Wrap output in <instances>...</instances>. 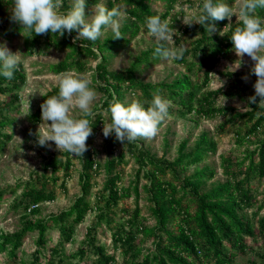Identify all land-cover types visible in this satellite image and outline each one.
<instances>
[{
  "label": "trees",
  "instance_id": "1",
  "mask_svg": "<svg viewBox=\"0 0 264 264\" xmlns=\"http://www.w3.org/2000/svg\"><path fill=\"white\" fill-rule=\"evenodd\" d=\"M97 1L86 0V7ZM155 1L164 3L165 10L160 14L153 10L152 3ZM178 1L110 0L108 8L117 4L123 5L132 21L120 30L122 38L116 39L112 33L102 43L93 44L88 40L74 43L73 40L77 35L75 31L71 34L65 32L63 37L51 32L43 35L30 33L10 19L14 0H0V34L18 36L26 33L25 48L28 53L45 52L52 47L69 49L68 55L63 60L50 66L51 71L56 74L69 70L85 73L93 69L91 86L103 94L102 106L106 109L114 99L123 103L126 93L132 92L145 107L148 106L146 102H150L155 95L171 100L173 104L179 105L176 112L180 117H186L192 112L207 118L226 114L234 108L216 106L217 97L223 92L222 89L200 91L208 86L209 73L217 66L220 59L226 57L233 49L230 36L235 27L241 26L238 21L232 22L225 28L224 36L219 35V32L229 24L228 19L214 22L217 31L211 35L200 24L194 22L191 26L186 25L182 32L199 33V36L194 40L192 48H186L182 59L173 60L182 65L185 72L172 82L146 83L137 74L142 65H149L162 59L154 54L156 44L139 54L128 68L119 71L109 68L107 53L126 47L142 28L147 30L146 20L149 16L158 15L162 20L167 19L172 15ZM222 2L234 7L236 0H222ZM70 8V0H63L61 10L66 13ZM256 15L264 19V9H257ZM172 18L176 19L175 16ZM175 40L176 46H179L180 39L176 36ZM100 56L96 66L92 67L90 63ZM201 75L204 77L201 82L192 78ZM25 82L26 72L22 63L19 70L14 72L13 79L7 80L0 75V136L6 139L12 136L4 134L2 130L13 121L11 118L13 110L20 100L18 92ZM240 82L246 84L245 80ZM58 91V86L52 88L43 96L42 103L48 96L57 95ZM223 93L228 96L237 94L233 88ZM258 103L257 97V103H249L246 112H235L234 118H229L220 125V128H223L226 123L238 118L244 119L248 124L251 123L245 132L238 131L237 141L240 145L244 144L248 137L259 135L260 130H264V108L258 107ZM172 105L169 108V115L174 114ZM38 110L41 113L40 107ZM38 117L39 114H36L33 118L38 120ZM89 119L92 121L93 135L86 141L88 150L83 156L75 157L67 152L63 155H51L44 162L41 174L27 182L23 192L14 201V209H23V225L19 230L0 235V251H7L14 262L19 258L18 251L27 234L37 232L36 250L30 264H41L40 255L45 254L44 251L47 250V243L51 238L48 233L51 228L58 229L60 236L57 243L48 249L51 256L49 264H55L56 257H59L60 263L64 262V257L68 256L65 244L73 241L76 225L83 222L92 210L89 199L91 179L94 171L102 166L105 168L107 178L100 190L98 200H103L104 203L99 207L96 221L88 228L83 245L76 253L68 256L70 259L68 264H77L75 259L82 261L86 256L94 257V264H235L239 254L254 251V248L247 243V237L253 240L260 238L264 242V214H262L264 194L263 199L258 200L257 192L253 187L254 180L264 179V135L255 149L246 150L244 156L239 159L231 154L222 155L221 167L225 180L213 184L212 188L206 190L203 185L214 177L213 168L203 167L184 177L181 176V172L188 166L202 163L207 159L208 153L216 149V142L207 133L202 135L196 147L191 150L186 148L187 140H184L179 146L178 156L173 161L154 158L144 149L138 148L134 141H125L123 144L126 148L117 156H113L118 144V140L113 135L107 144L110 157L101 164L95 157L93 143L99 125L104 121L103 114L96 113L94 120L91 117ZM4 147L5 141L0 137V150ZM128 152L139 165L137 181L134 187H120L119 181L122 180V176L117 171V167L127 162ZM74 158H78L81 162L79 178L82 187V194L74 204L68 210L51 214L45 219L29 218L25 215L40 214V204L56 199L57 173L63 169L65 175H69ZM49 172L51 175H48ZM141 174L149 181L145 185V191L156 224L152 226L145 224L141 208L136 203L134 208H124L123 220L116 223L115 228L112 227L116 221L115 207L121 199L132 195V189L138 202ZM49 183L54 185L50 187ZM20 187L21 184L10 189L15 194ZM6 192L7 189H0V205ZM249 210H252L251 213ZM103 223L115 229L112 233L114 252H110L108 247L100 244L97 239L96 228ZM149 240L152 247L145 252L141 243ZM116 250H120L123 258L120 263ZM251 263L256 264L257 261L253 260Z\"/></svg>",
  "mask_w": 264,
  "mask_h": 264
},
{
  "label": "rangeland",
  "instance_id": "2",
  "mask_svg": "<svg viewBox=\"0 0 264 264\" xmlns=\"http://www.w3.org/2000/svg\"><path fill=\"white\" fill-rule=\"evenodd\" d=\"M110 0H98L97 3L103 2L108 7ZM203 0H179L172 12V15L176 17L174 20L170 15L167 20L169 21V27H172L177 32V37L180 39L179 46L183 45L185 48H192L194 40L199 36V33L194 32H182L186 24L183 22V17L188 16L194 18L199 14V7L202 6ZM72 4V0H70ZM96 4V3H95ZM95 4H90L86 7L85 12L89 17L92 14V8ZM117 4V3H116ZM118 6V4L116 5ZM153 10L157 13H162L165 10L164 3L161 1H155L152 3ZM234 10L238 13L239 7L237 2L234 3ZM62 11V10H61ZM63 12V11H62ZM132 19L127 15V18L121 21L120 30L129 24ZM232 22H237V17L234 15L231 19ZM224 29V28H223ZM25 34L22 33L18 36H6L0 34V44H6L8 49L13 53H21L22 66L26 72V82L19 90L20 100L17 102V107L13 110L12 122L3 128L4 134H10L12 137L6 139L2 136L1 139L5 141V147L0 150V189H7L4 194V199L0 205V235L2 233L7 234L19 230L24 222L22 216V208H13V203L20 196L25 189L24 185L36 176L41 174L44 168V162L53 154L63 155L65 152H60L56 149L54 142H48L49 147H40L37 144V136L39 126L42 123L41 113H39V107L42 103V98L52 88L57 86L55 77L58 75L51 71L50 66L63 60L69 53V49L52 47L45 52L28 53L25 48ZM112 34L111 30H108L106 34L93 44L103 42L107 36ZM173 40H175V37ZM156 44L155 39L149 34L145 28H142L140 33L134 36L130 43L121 49H116L108 54L109 68L113 71L123 70L131 66L134 59L143 51L153 47ZM176 46V43L173 45ZM97 50V47H96ZM98 51V50H97ZM99 59L93 60L90 64L95 67ZM239 59L233 49L224 58H221L217 66L210 72V80L208 86L204 90H218L222 89L223 92L233 88L237 94L228 96L221 92L216 100V106H229L234 108L232 111H228L226 114H217L212 118H207L204 115L196 114L194 112L188 114L186 117H180L176 112L179 109V105L173 104L174 114L169 115L168 118L160 125L158 134L151 139H139L134 141L138 148L144 149L154 158H166L173 161L179 154V146L184 140H187V149H194L204 133H207L209 137L213 138L216 142V149L211 150L208 153L207 159L198 165L188 166L181 172V176L192 174L196 170H200L203 167L210 166L215 170V175L211 179L204 183L203 187L209 190L213 187V184L222 182L225 177L222 173L221 156L233 155L236 159L244 156L246 150H253L258 146L260 139L263 138L264 130L261 129L259 135L248 137L244 144H239L237 141V133L239 130L245 132L248 130L251 123H247L244 119H236L222 128L220 125L225 123L229 118H234L235 112H246L249 109V97L255 95V89L253 85L256 82L257 77L250 73V69L253 65V61L250 57L245 55L242 58V65L239 69L233 71V68H229L234 62ZM185 72V68L175 63L172 59H159L157 62H153L149 65H142L137 71L138 76L144 82L158 83L162 81L172 82L179 76H182ZM77 73V72H76ZM86 76L92 81L93 84V69L88 70L85 73H78ZM215 74V75H213ZM248 76L246 84L240 82L242 77ZM193 80L197 79L201 82L204 77L193 76ZM223 82V86L221 87ZM245 86V89H244ZM97 92V99L93 104V111L95 113H102L104 121L99 125L96 136L94 138L93 149L97 161L104 164L106 159L110 157L108 152V140L111 136L105 138L102 132L104 123L110 122V114L105 116L104 108L102 106L103 94L95 89ZM226 98V100H225ZM134 100H138V96L132 92L126 93V98L123 103L127 106ZM225 101V102H224ZM30 104V110H29ZM39 114V119L34 120V115ZM51 123L50 121L48 122ZM263 130V131H262ZM18 137V138H17ZM126 148L122 142L118 141L117 147L113 156H117L122 150ZM127 162L119 165L117 171L120 172L122 180L119 181L120 187H128L135 185L137 181V172L139 165L135 159L131 156V153H126ZM81 171V162L78 158H74L73 165L69 175H65V171L60 170L58 175V181L55 186L57 197L55 200L47 201L40 204L41 213L37 215L25 214L29 218H48L51 214H58L63 210H68L77 198L82 194V187L79 178ZM51 175V172L48 173ZM107 175L105 168L102 166L93 173L91 179L92 186L90 190L89 199L91 201L92 210L86 215L83 222L76 225L73 241L65 244V251L68 256L76 253L83 245L86 238L88 228L96 221L97 214L99 213V207L104 203L102 200H98L100 190L103 188ZM148 179L141 174L139 179V199L136 200L135 192L132 191L130 197L123 198L119 201L115 207L117 214L115 215V222L112 227L115 228L116 223L123 220V209L134 208L138 203L141 208V215L144 222L147 225L156 224V219L152 214L150 203L147 200L148 194L145 191V185L148 184ZM21 184L17 193H12L11 187ZM50 187L54 184L49 183ZM256 196L258 200L263 199L264 194V179H256L253 182ZM9 190V191H8ZM257 206V205H256ZM252 210H249L251 213ZM264 214V209H262ZM176 228L175 225H172ZM96 236L100 244H105L110 252H114L112 233L115 231L109 227L106 223H103L96 228ZM51 236L47 243V250L45 254L40 255L41 264H49L51 246H54L60 236L58 229L51 228L48 233ZM38 238L37 232H30L24 239L23 245L19 249V258L14 262L12 258L8 256L7 251H0V264H30L34 258V252L36 250V239ZM141 238V235H140ZM247 243L254 248V251L247 253H241L235 260V264H253V260L257 261L256 264H264V242L262 239L253 240L250 237L246 238ZM144 251H148V248L152 247L151 241L141 243ZM119 263L122 262V255L120 250H116ZM64 257V262H59V257L54 260L55 264H68L69 257ZM94 257H85L82 261L75 259L77 264H94ZM142 258V256H141Z\"/></svg>",
  "mask_w": 264,
  "mask_h": 264
},
{
  "label": "clouds",
  "instance_id": "3",
  "mask_svg": "<svg viewBox=\"0 0 264 264\" xmlns=\"http://www.w3.org/2000/svg\"><path fill=\"white\" fill-rule=\"evenodd\" d=\"M236 2L239 7L238 13L222 0H203L199 14L194 18L184 16L183 22L188 26L194 22L200 24L211 35L217 31L214 22L228 19L229 24L219 32V35L224 36L225 28L231 25L232 17L234 15L237 17L241 26L235 27L230 40L239 59L229 68H233V71L239 69L245 55L251 58L254 63L250 73L257 79L253 85L255 95L248 98L249 103H257L258 97V107L264 108V19L256 15L257 9H264V0ZM62 6L63 0H14L10 19L35 35L51 32L63 37L65 32L71 34L75 31L77 35L74 43L81 40L95 42L108 30L112 31L116 39L122 38L120 25L121 21L127 18V11L123 5L108 8L103 2L96 3L90 17L85 12L86 0H72L71 8L66 13L61 11ZM146 27L156 41L154 54L164 59L183 58L186 48L183 45L173 46L175 44L173 37L177 32L169 27L167 19L162 20L158 15L149 16ZM20 54L13 53L6 44H0V75L7 80L13 79L14 72L19 70L22 63ZM242 79L247 81L248 76ZM55 80L59 89L58 94L48 96L40 105L42 123L36 133L37 144L40 147H49L48 142L51 141L60 152L82 157L88 150L86 141L93 135L92 121L89 117L95 119L96 113L92 106L97 99V92L91 86L92 81L89 78L74 70L59 73ZM146 103L147 107L144 103L134 100L126 106L118 100H112L109 107L104 110L105 116L110 113V122L103 125L104 137L107 138L114 133L115 138L122 143L155 137L160 125L169 116L172 101L155 95Z\"/></svg>",
  "mask_w": 264,
  "mask_h": 264
}]
</instances>
